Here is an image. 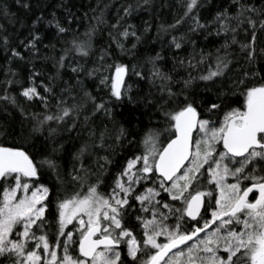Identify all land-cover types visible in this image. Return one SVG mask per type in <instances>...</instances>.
<instances>
[{
	"label": "snow or ice",
	"instance_id": "obj_1",
	"mask_svg": "<svg viewBox=\"0 0 264 264\" xmlns=\"http://www.w3.org/2000/svg\"><path fill=\"white\" fill-rule=\"evenodd\" d=\"M233 3L238 6L235 15L225 9L216 14L213 22L218 25V34L221 31L232 34V43H237V29L243 24L252 28L251 40L239 46L241 52H246L249 63H253L257 59L256 21L247 14L264 13V9L242 0H233ZM197 6L198 0H187L184 16ZM131 7L125 8L126 14H130ZM181 20L183 17L168 27H176ZM195 23L197 27H204L198 20ZM56 27L58 33L68 31L58 22ZM260 28L264 30V20L260 21ZM93 32L94 29H90L85 33L87 40L74 37L71 41L73 48L83 56L89 55ZM121 35L139 40L135 31L125 29ZM38 39L33 37L30 42L33 47ZM172 42L177 49L181 47L176 37ZM117 44L123 49V44ZM222 47L225 52L216 56V70H210L199 79L211 80L228 68L231 53L227 51V41ZM259 52L264 55V47L259 48ZM13 55L20 54L13 51ZM159 59L157 54L150 60L151 76L161 80L160 91H166L169 98L161 105L167 142L160 140L159 131L149 130L142 139L143 150L127 160L107 194L98 190L102 182L99 176L95 183L89 182L95 173L80 159L88 149V144L82 146L74 157L80 160V169L74 167V174H69L77 190L56 201L55 243L48 238L45 215L51 190L41 182V176L46 166L63 184L59 165L49 156L37 161L24 147L0 144V264H125L122 245L132 264H264V83L245 86L249 78L264 81V77L258 72H246L232 90L233 95L238 93L243 97L241 104L234 107L227 101L211 102L201 113L196 102L187 95L183 101L172 100L178 94L164 83L171 77L157 67ZM63 62L64 56H61L57 63L63 67ZM107 68H114V75L101 76L100 83L110 87L108 101L97 103L88 92L84 93L80 104L74 103L71 107L63 106L66 101L60 99L58 113L45 115L39 124L63 121L74 111L78 116L88 101L93 104L92 115L103 113L111 118L109 104L121 101L130 89V86L124 88L129 69L123 64ZM72 71H83V67ZM95 71H88L87 75ZM133 71L142 76L135 71V66ZM191 80L190 77L184 81L185 87L190 86ZM44 91L52 93V88L44 85ZM22 95L29 100L33 97L41 101L47 99L37 91L35 84L24 88ZM127 98L132 102L131 96ZM4 99L15 104L13 97ZM170 100L172 106L165 108ZM222 107L226 109L223 118L213 119ZM89 119V115L84 116L85 123ZM52 132L55 129H50ZM129 135L121 126L115 131V140L119 142ZM89 136L95 138V130L90 131ZM106 137L110 138L107 127L99 133L100 147H105ZM129 143L134 141L129 140ZM100 159L105 164L111 162L108 157ZM105 164L98 167L104 169ZM229 177L234 182H228ZM247 181L251 183H245ZM85 185L87 190L83 191ZM132 213H138L135 219L140 222L142 239L126 224ZM205 213H209L210 218H206ZM170 219H175V223H169ZM185 223H191L192 227H184ZM68 225H72V230L65 231ZM74 233H78V238ZM160 237L165 240L160 241Z\"/></svg>",
	"mask_w": 264,
	"mask_h": 264
},
{
	"label": "trees",
	"instance_id": "obj_2",
	"mask_svg": "<svg viewBox=\"0 0 264 264\" xmlns=\"http://www.w3.org/2000/svg\"><path fill=\"white\" fill-rule=\"evenodd\" d=\"M242 2L264 9V0ZM186 3L187 0H148L147 3L144 0H0V133H3L0 144L24 147L32 152L37 161L49 156L59 165L63 184L56 173L46 166L41 176V182L51 190L49 208L45 213L50 242L56 241L57 198L77 190L69 174H74V167L80 169V160L74 157L82 146L88 144V149L80 159L86 168L95 173L90 176L89 182L95 183L96 176H99L102 182L98 190L107 194L127 160L143 150L142 139L149 130L159 131L160 140L167 142L161 105L169 98L166 91H160L161 80L151 76L153 65L150 60L157 54L160 56L156 61L157 67L171 77L170 81L164 83L178 94L172 100L183 101L184 95H187L196 102L201 113L211 102L227 101L234 107L241 104L243 97L238 93L233 95L232 90L246 72H258L260 77H264V55L259 52V48L264 47V30L260 28L264 13L247 14L256 21L257 35V59L249 63L245 58L246 52H241L239 45L251 40L252 28L247 23L243 24L237 29V43H232V34L222 31L218 34V25L213 22L216 14L225 9L230 15H235L238 6L233 0H198V6L184 16ZM129 5L132 6L130 14H126L125 8ZM181 17L183 20L179 25L168 27L176 24ZM196 20L204 27H197ZM57 22L68 31L58 33ZM235 23L232 22L233 25ZM90 29H94L91 48L89 55L83 56L73 48L71 41L74 37L87 40L85 33ZM125 29L135 31L139 40L133 36L123 37L121 33ZM33 37L39 38L35 41V47L30 43ZM173 37L181 43L179 49L174 46ZM226 41L229 45L227 51L231 53L228 68L211 80L199 79L210 70H216V56L224 54L222 46ZM117 42L123 44V49L118 47ZM13 51L20 55H13ZM61 56H64L63 67L57 63ZM114 64L128 67L124 88L129 89L130 86V89L121 101L109 104L111 118L103 113L92 115L93 104L88 101L78 116L74 111L63 121L39 124L45 115L58 113L57 102L60 99L66 101L63 106L71 107L74 103L80 104L84 93L88 92L96 98L97 103L108 101L110 87L102 85L100 78L113 76L114 68L107 66ZM78 66H82L83 71L73 72L72 69ZM134 66L142 76L135 75ZM93 69L97 71L91 76L87 75ZM190 77L191 84L185 87L184 81ZM7 81L12 83L8 84ZM254 83L264 81L249 78L245 86L251 87ZM33 84L47 98L46 101H41L39 97L29 100L22 95V90ZM44 85L51 87L52 93H46ZM6 96L13 97L15 104L10 99H4ZM128 96L132 97V102H129ZM172 100L164 107H171ZM225 110L222 107L212 118L222 119ZM85 115L90 116L87 123L84 121ZM121 126L130 135L117 142L115 131ZM105 127L109 130L110 138L106 137L105 147H100L98 137ZM50 129H55V132L50 133ZM92 130L96 132L95 138L89 136ZM129 140L134 143H129ZM53 149L56 151L53 152ZM101 157H108L111 162L105 164ZM99 164H105V168L100 169ZM86 190L87 185L83 188V191ZM132 203L136 204L135 201ZM136 207L139 205L136 204ZM137 214L128 216L126 224L138 239H142L140 222L135 219ZM205 216L210 218L209 213H205ZM184 227L190 229L192 224L185 223ZM68 230H72V225L65 229ZM120 250L125 264H132L126 248L122 245Z\"/></svg>",
	"mask_w": 264,
	"mask_h": 264
},
{
	"label": "rangeland",
	"instance_id": "obj_3",
	"mask_svg": "<svg viewBox=\"0 0 264 264\" xmlns=\"http://www.w3.org/2000/svg\"><path fill=\"white\" fill-rule=\"evenodd\" d=\"M230 180H231V181H230ZM228 182L231 183V182H234V180H233L231 177H229V178H228ZM73 223L76 224L77 221H74ZM169 223L174 224V223H175V222H174V219H170ZM74 236H76V237L78 238V233H74ZM160 238L165 239L164 237H160Z\"/></svg>",
	"mask_w": 264,
	"mask_h": 264
},
{
	"label": "flooded vegetation",
	"instance_id": "obj_4",
	"mask_svg": "<svg viewBox=\"0 0 264 264\" xmlns=\"http://www.w3.org/2000/svg\"><path fill=\"white\" fill-rule=\"evenodd\" d=\"M231 181V180H230ZM245 183H247V184H250L251 182L250 181H247V182H245ZM258 194V193H257ZM250 196H251V194H250ZM174 222H175V219H174Z\"/></svg>",
	"mask_w": 264,
	"mask_h": 264
},
{
	"label": "water",
	"instance_id": "obj_5",
	"mask_svg": "<svg viewBox=\"0 0 264 264\" xmlns=\"http://www.w3.org/2000/svg\"><path fill=\"white\" fill-rule=\"evenodd\" d=\"M189 243H191V242H189ZM181 248H183V246H181ZM173 251H175V250H173Z\"/></svg>",
	"mask_w": 264,
	"mask_h": 264
}]
</instances>
